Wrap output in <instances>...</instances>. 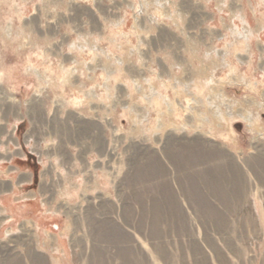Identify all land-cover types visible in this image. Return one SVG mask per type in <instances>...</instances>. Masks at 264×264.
I'll list each match as a JSON object with an SVG mask.
<instances>
[{
	"label": "rangeland",
	"instance_id": "obj_1",
	"mask_svg": "<svg viewBox=\"0 0 264 264\" xmlns=\"http://www.w3.org/2000/svg\"><path fill=\"white\" fill-rule=\"evenodd\" d=\"M1 139L0 264H264V0H0Z\"/></svg>",
	"mask_w": 264,
	"mask_h": 264
},
{
	"label": "crops",
	"instance_id": "obj_2",
	"mask_svg": "<svg viewBox=\"0 0 264 264\" xmlns=\"http://www.w3.org/2000/svg\"><path fill=\"white\" fill-rule=\"evenodd\" d=\"M12 141L4 143L2 139L0 140V180L7 181L5 186L8 187L7 190L0 187V205L8 204L13 211L11 198L14 199L13 201H16L18 197L22 200L23 196L27 195L24 192L18 193L23 191L26 186L34 183L37 164L34 162L35 155L33 152L26 153ZM21 150L22 152H20ZM0 184L3 183L0 182Z\"/></svg>",
	"mask_w": 264,
	"mask_h": 264
},
{
	"label": "water",
	"instance_id": "obj_3",
	"mask_svg": "<svg viewBox=\"0 0 264 264\" xmlns=\"http://www.w3.org/2000/svg\"><path fill=\"white\" fill-rule=\"evenodd\" d=\"M56 228H58V226L56 225Z\"/></svg>",
	"mask_w": 264,
	"mask_h": 264
}]
</instances>
